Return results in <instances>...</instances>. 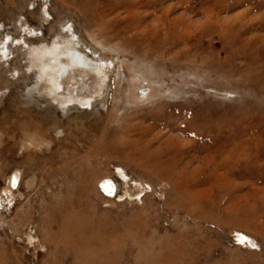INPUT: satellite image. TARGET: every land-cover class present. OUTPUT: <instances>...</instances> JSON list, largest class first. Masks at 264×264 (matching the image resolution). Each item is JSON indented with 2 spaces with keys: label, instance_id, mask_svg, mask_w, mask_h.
I'll use <instances>...</instances> for the list:
<instances>
[{
  "label": "rangeland",
  "instance_id": "374dc122",
  "mask_svg": "<svg viewBox=\"0 0 264 264\" xmlns=\"http://www.w3.org/2000/svg\"><path fill=\"white\" fill-rule=\"evenodd\" d=\"M43 2L0 0V264H264V0Z\"/></svg>",
  "mask_w": 264,
  "mask_h": 264
},
{
  "label": "bare ground",
  "instance_id": "6f19581e",
  "mask_svg": "<svg viewBox=\"0 0 264 264\" xmlns=\"http://www.w3.org/2000/svg\"><path fill=\"white\" fill-rule=\"evenodd\" d=\"M41 50L43 53L42 66L44 67V70L48 69L49 71L46 72L45 75L49 76L51 81L50 83H53L56 86L59 85L58 81H56L57 79H55L56 75L59 76L60 74H62V72H64L69 65L75 64L78 68L82 70H90L91 73L93 71H98V69H95L96 67H93V65H91L92 63L88 61L86 57H84V54L81 53L79 43L74 42L62 46L55 45L53 48L47 47L46 45L44 48L42 47ZM65 61H67L66 64H64ZM113 185L116 192V184L114 182ZM242 239L249 243L252 242V240L249 238L244 237Z\"/></svg>",
  "mask_w": 264,
  "mask_h": 264
},
{
  "label": "water",
  "instance_id": "95a60500",
  "mask_svg": "<svg viewBox=\"0 0 264 264\" xmlns=\"http://www.w3.org/2000/svg\"><path fill=\"white\" fill-rule=\"evenodd\" d=\"M44 1L45 2H43V3H44V5H46L47 0H44ZM83 50L87 53L86 47ZM100 59H102V58H100ZM12 181H13L14 186L17 185V184H14L16 181V176H14ZM100 190L104 195H109V196L113 195L115 193V189H114V185H113L112 180H104L103 182H101ZM250 246L252 248H255L258 250L260 249V245L255 240H252V242H250Z\"/></svg>",
  "mask_w": 264,
  "mask_h": 264
}]
</instances>
